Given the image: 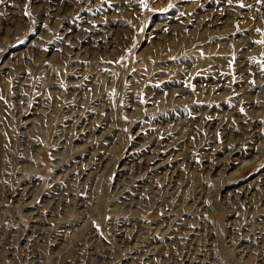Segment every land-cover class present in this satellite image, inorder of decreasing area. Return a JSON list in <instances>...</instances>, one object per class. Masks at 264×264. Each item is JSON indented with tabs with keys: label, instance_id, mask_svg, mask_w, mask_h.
<instances>
[{
	"label": "rangeland",
	"instance_id": "374dc122",
	"mask_svg": "<svg viewBox=\"0 0 264 264\" xmlns=\"http://www.w3.org/2000/svg\"><path fill=\"white\" fill-rule=\"evenodd\" d=\"M0 264H264V0H0Z\"/></svg>",
	"mask_w": 264,
	"mask_h": 264
},
{
	"label": "bare ground",
	"instance_id": "6f19581e",
	"mask_svg": "<svg viewBox=\"0 0 264 264\" xmlns=\"http://www.w3.org/2000/svg\"><path fill=\"white\" fill-rule=\"evenodd\" d=\"M246 24H247V26H248L249 23H245V24H242V25H246ZM229 52H231V50H230ZM228 55H229V54H228ZM62 68H63V67H62ZM64 70H65V69H64ZM202 123H203V122H202ZM164 151H165V150H164ZM231 153H232V152H231ZM151 162H152V161H151ZM153 162H155V161H153ZM153 162H152V163H153ZM153 165H157V164H154V163H153ZM212 165H213V164H212ZM213 168H214V167H213ZM215 169H216V167H215ZM215 169H214V170H215Z\"/></svg>",
	"mask_w": 264,
	"mask_h": 264
},
{
	"label": "snow or ice",
	"instance_id": "6c2138e0",
	"mask_svg": "<svg viewBox=\"0 0 264 264\" xmlns=\"http://www.w3.org/2000/svg\"><path fill=\"white\" fill-rule=\"evenodd\" d=\"M142 3H143V0H142ZM171 7V5H170ZM160 11H167V9H161ZM25 15H27V13H25Z\"/></svg>",
	"mask_w": 264,
	"mask_h": 264
}]
</instances>
